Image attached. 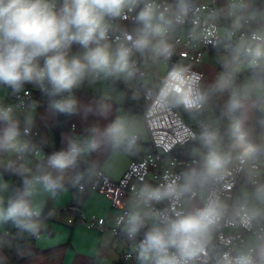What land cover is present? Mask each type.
Returning a JSON list of instances; mask_svg holds the SVG:
<instances>
[{"label": "clouds", "instance_id": "obj_1", "mask_svg": "<svg viewBox=\"0 0 264 264\" xmlns=\"http://www.w3.org/2000/svg\"><path fill=\"white\" fill-rule=\"evenodd\" d=\"M164 116L178 145L113 234L135 264H264V0H0V264ZM58 117L81 130L57 149Z\"/></svg>", "mask_w": 264, "mask_h": 264}, {"label": "crops", "instance_id": "obj_2", "mask_svg": "<svg viewBox=\"0 0 264 264\" xmlns=\"http://www.w3.org/2000/svg\"><path fill=\"white\" fill-rule=\"evenodd\" d=\"M205 54H208L207 50ZM208 71L211 73V69ZM216 71L219 69L217 68ZM77 95L84 97L83 92H78ZM71 123H77L76 131L80 132L81 127L78 121L66 122L63 117L52 121L50 134L55 139L57 149L62 147L61 138L70 133ZM143 144L145 148L140 154L131 159L116 162L112 179H120L131 161L150 152V139L146 127ZM76 197L69 191L50 202V206L56 209V215L47 222L44 236L40 240L22 241L23 250L20 255L9 250V264H135L132 251L134 245L131 242H124L120 237H114L110 230L112 217L118 213V210L113 209L107 199L98 193L79 196L82 198V205L76 208L78 211L74 208L67 209ZM78 213L105 219L104 229L102 231L89 230L76 224L69 225L68 221H74ZM105 239L109 241V244L107 247H102L101 242ZM94 246L99 249V257L91 254ZM126 252L132 253V259L129 262H121V257Z\"/></svg>", "mask_w": 264, "mask_h": 264}, {"label": "built area", "instance_id": "obj_3", "mask_svg": "<svg viewBox=\"0 0 264 264\" xmlns=\"http://www.w3.org/2000/svg\"><path fill=\"white\" fill-rule=\"evenodd\" d=\"M32 94L35 98H39L38 93L33 92ZM148 115L152 117L153 113L149 112ZM146 129L150 139V152L139 159L131 161L120 179H112L110 183L105 182L107 184L92 192L104 196L111 207L118 210V213L121 209L118 207L117 202L126 198L132 183L143 178L154 181L156 174L160 171V164L164 159L165 153L175 149L180 139L179 121L174 122L168 116H164L162 119L159 117L148 119ZM105 223V219L103 218L86 215L84 213H79L74 221H68L69 225L76 224L89 230L98 231L104 229ZM110 230L113 234L112 227ZM113 236L119 237L114 234ZM131 259L132 253L126 252L122 255L121 262H129Z\"/></svg>", "mask_w": 264, "mask_h": 264}, {"label": "trees", "instance_id": "obj_4", "mask_svg": "<svg viewBox=\"0 0 264 264\" xmlns=\"http://www.w3.org/2000/svg\"><path fill=\"white\" fill-rule=\"evenodd\" d=\"M82 205V198H80L79 196H77L72 203L68 206L67 209H76L77 207L80 208ZM77 210V209H76ZM78 211V210H77ZM50 233V232H49ZM51 234V233H50ZM18 243L21 245L22 241H18ZM7 256H10V252L8 251Z\"/></svg>", "mask_w": 264, "mask_h": 264}, {"label": "bare ground", "instance_id": "obj_5", "mask_svg": "<svg viewBox=\"0 0 264 264\" xmlns=\"http://www.w3.org/2000/svg\"><path fill=\"white\" fill-rule=\"evenodd\" d=\"M79 214V213H78Z\"/></svg>", "mask_w": 264, "mask_h": 264}]
</instances>
